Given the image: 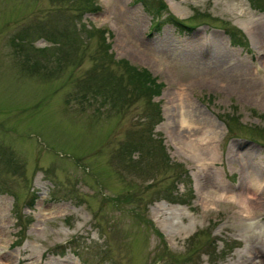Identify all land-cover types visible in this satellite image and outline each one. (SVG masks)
I'll use <instances>...</instances> for the list:
<instances>
[{"label": "rangeland", "instance_id": "1", "mask_svg": "<svg viewBox=\"0 0 264 264\" xmlns=\"http://www.w3.org/2000/svg\"><path fill=\"white\" fill-rule=\"evenodd\" d=\"M161 1L0 0V264H264V0Z\"/></svg>", "mask_w": 264, "mask_h": 264}, {"label": "trees", "instance_id": "2", "mask_svg": "<svg viewBox=\"0 0 264 264\" xmlns=\"http://www.w3.org/2000/svg\"><path fill=\"white\" fill-rule=\"evenodd\" d=\"M249 1L253 7L260 8L257 0H249ZM71 2L73 3V8L75 7L76 11H78L80 14H83L85 12H93V10L100 9V6L95 4L94 0H71ZM164 7H165V4L161 0H158V9H164ZM167 19H171V17L165 16L164 20L161 19V22H164ZM179 25H181V24H179ZM149 27H150V30H154V31L157 30L160 27L159 21L155 22L154 24H150ZM95 31L98 32V34H99L98 38L101 40V44L98 46V51L103 55L105 54L108 57V59L111 58V60H113L111 53L108 52V49L110 48L109 47L110 43L105 42V38L103 36L105 33V30L97 29ZM227 34L229 36L231 45H239L245 49H248L247 41H246L244 35L240 31H238L235 28H232V29L227 31ZM49 35L50 36L47 38L52 39L53 35L52 34H49ZM108 35L110 36V34H108ZM13 44L16 45V43H14V42H13ZM18 47H20V46H18ZM98 60H100V56L98 57ZM115 62L120 63L119 60H117ZM122 63L124 65V67L128 68L126 66L125 62H122ZM104 65L105 64L102 65V68L104 67ZM130 70L132 73L128 74V77L133 80V82H132L133 91H138L139 93H142L140 95L149 96V97H153L154 95L159 94V91H160L161 87L163 86V84L161 82H157L154 77H151L150 73L145 68H142L140 71H136L132 68H130ZM132 74H134V75H132ZM101 82H102V84H104L106 82V80H103ZM93 86H94V84L88 88V85H84L83 92L86 91L85 93H90L92 91H97L99 89V86L97 84L95 85V88H92ZM154 104L156 106L155 107V113L157 115H160V110H159L158 106L156 105V103H154ZM184 173L186 174L187 172L184 171ZM186 178H187V184H188L189 190H191L190 180H189L187 175H186ZM34 199H35L34 194H32L30 196V199L28 202L30 204H33Z\"/></svg>", "mask_w": 264, "mask_h": 264}, {"label": "bare ground", "instance_id": "3", "mask_svg": "<svg viewBox=\"0 0 264 264\" xmlns=\"http://www.w3.org/2000/svg\"><path fill=\"white\" fill-rule=\"evenodd\" d=\"M263 193V190L261 191V192H259V194H262ZM252 197H254V196H252ZM240 207H244V205H243V201H240ZM249 208V207H248ZM252 210V209H251ZM246 212H248V209H247V211ZM251 212V211H250ZM252 214V213H251Z\"/></svg>", "mask_w": 264, "mask_h": 264}]
</instances>
